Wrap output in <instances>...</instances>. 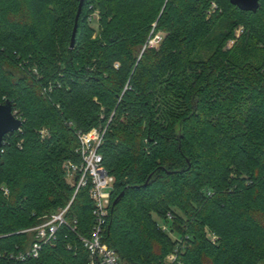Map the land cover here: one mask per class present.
<instances>
[{"label": "trees", "instance_id": "obj_1", "mask_svg": "<svg viewBox=\"0 0 264 264\" xmlns=\"http://www.w3.org/2000/svg\"><path fill=\"white\" fill-rule=\"evenodd\" d=\"M79 7L0 0V104L10 100L23 121L0 155V264H89L78 235L89 234L94 204L89 187L75 193L65 164H81L79 136L93 129L115 178L103 242L123 262L264 264V0L255 12L230 0H85L78 15ZM220 8L233 28L217 41ZM245 37L262 48L261 64L224 49ZM68 204L55 246L11 257L33 241L24 230Z\"/></svg>", "mask_w": 264, "mask_h": 264}, {"label": "built area", "instance_id": "obj_2", "mask_svg": "<svg viewBox=\"0 0 264 264\" xmlns=\"http://www.w3.org/2000/svg\"><path fill=\"white\" fill-rule=\"evenodd\" d=\"M155 39L160 41L161 37L156 36ZM150 44L155 45L152 41ZM102 136V132L98 129L81 134L79 136L80 146L77 151L82 155L83 161L80 165L70 161L65 164L67 178L71 182L74 181L75 193L80 188L89 187V196L94 204V222L89 234L87 236L78 235L75 226L72 227V230L89 251V264H132L123 262L116 251L103 242V232L110 216L111 194L115 178L104 168L102 156L98 152ZM5 194H7V190H5ZM69 207L70 204L46 216L45 221L41 224L24 230V233L33 234V241L25 250L11 255V257L21 261L30 258L36 259L45 247L55 246L60 227L68 224L66 215ZM161 227L166 230V226ZM68 248L71 249L70 246ZM174 259L172 255L168 257V261Z\"/></svg>", "mask_w": 264, "mask_h": 264}, {"label": "rangeland", "instance_id": "obj_3", "mask_svg": "<svg viewBox=\"0 0 264 264\" xmlns=\"http://www.w3.org/2000/svg\"><path fill=\"white\" fill-rule=\"evenodd\" d=\"M93 13L91 14V25L96 29V33L95 36L98 34L99 32V28H98V20H99V15H100V11L98 9H93ZM217 9L216 4L213 3L212 7H211V11L215 12ZM231 28H233V21L232 19L229 17V14L227 12H224L223 8L219 9V14L217 17V21L215 23L214 29H213V35H212V39H216L217 41L221 40V34H223V32L230 30ZM51 30H53V27H51ZM243 29L242 27H237L235 29V36L237 39H239L242 35ZM50 38H48L49 43L50 44H54L55 39H54V35L53 34H49ZM160 36H162L160 34ZM76 38V37H75ZM243 46L241 48H236V42L235 40H229L225 46L224 49L227 51H231V54L233 56L238 57L239 59H247L250 62L253 63H258L261 64L262 59H263V52L260 50L262 49L260 46H258L257 50L253 49V46L255 44V42L253 40H250L249 38H244L243 39ZM152 42L154 44L157 45V43L159 42L158 40H152ZM55 45V44H54ZM75 45V39H74V44L70 45V48L73 49ZM16 74H19L18 71H16L18 68H13ZM22 70V69H21ZM26 70L32 75L36 76V77H40V73L37 69L32 70V67H27ZM26 72V71H24ZM15 113V112H14ZM16 114V113H15ZM17 116V115H16ZM161 226H166L168 228V226L166 224H164L163 222H160ZM169 231V230H168ZM170 235L173 239H177L179 242V245L183 246L185 245V243H183L184 241L182 240V238H180L181 236H179V234L175 231L170 232ZM174 258L176 257V254H171Z\"/></svg>", "mask_w": 264, "mask_h": 264}, {"label": "water", "instance_id": "obj_4", "mask_svg": "<svg viewBox=\"0 0 264 264\" xmlns=\"http://www.w3.org/2000/svg\"><path fill=\"white\" fill-rule=\"evenodd\" d=\"M85 0H80V7L78 15L81 12L83 3ZM262 0H230V3L243 11H256L259 8V4ZM76 35V28L74 29L71 41V47L74 44ZM23 121L16 116L13 112V105L10 100L0 104V155L2 152V146L5 136L13 134L21 129ZM117 203V200L113 205Z\"/></svg>", "mask_w": 264, "mask_h": 264}]
</instances>
